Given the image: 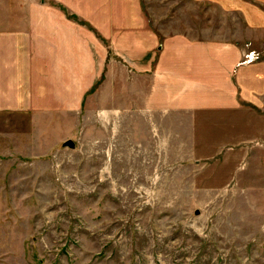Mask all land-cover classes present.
I'll return each instance as SVG.
<instances>
[{
  "label": "rangeland",
  "instance_id": "1",
  "mask_svg": "<svg viewBox=\"0 0 264 264\" xmlns=\"http://www.w3.org/2000/svg\"><path fill=\"white\" fill-rule=\"evenodd\" d=\"M143 4L163 36L264 54L214 2ZM92 109L0 113V264H264V109Z\"/></svg>",
  "mask_w": 264,
  "mask_h": 264
},
{
  "label": "crops",
  "instance_id": "2",
  "mask_svg": "<svg viewBox=\"0 0 264 264\" xmlns=\"http://www.w3.org/2000/svg\"><path fill=\"white\" fill-rule=\"evenodd\" d=\"M208 1L243 19V41L263 44L264 0ZM239 44L163 36L143 0H0V113L77 124L81 108L131 107L152 122L154 113L264 109V54L242 65Z\"/></svg>",
  "mask_w": 264,
  "mask_h": 264
},
{
  "label": "water",
  "instance_id": "3",
  "mask_svg": "<svg viewBox=\"0 0 264 264\" xmlns=\"http://www.w3.org/2000/svg\"><path fill=\"white\" fill-rule=\"evenodd\" d=\"M66 145H67V146H70V147H72V148H75V147H76V143H75L74 141H72V140L68 141V142L66 143Z\"/></svg>",
  "mask_w": 264,
  "mask_h": 264
},
{
  "label": "built area",
  "instance_id": "4",
  "mask_svg": "<svg viewBox=\"0 0 264 264\" xmlns=\"http://www.w3.org/2000/svg\"><path fill=\"white\" fill-rule=\"evenodd\" d=\"M252 55H253V53H252ZM252 55H251V56H252ZM255 56L258 57L257 55H255ZM250 59H251V57H250Z\"/></svg>",
  "mask_w": 264,
  "mask_h": 264
}]
</instances>
